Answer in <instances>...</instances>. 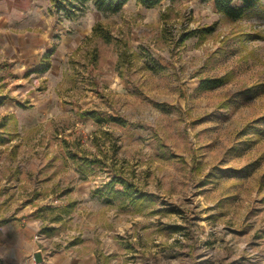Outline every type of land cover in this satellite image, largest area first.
<instances>
[{"label":"rangeland","instance_id":"1","mask_svg":"<svg viewBox=\"0 0 264 264\" xmlns=\"http://www.w3.org/2000/svg\"><path fill=\"white\" fill-rule=\"evenodd\" d=\"M5 4L31 18L5 21ZM0 13V33L6 23L50 60L14 68L0 52V105L55 97L40 142L6 147L19 155L8 175H87L98 188L117 177L115 191L149 199L92 195L66 218L85 223L97 264H264V7L233 20L213 0L114 13L90 0L66 18L50 0H0ZM213 77L224 83L199 88Z\"/></svg>","mask_w":264,"mask_h":264},{"label":"crops","instance_id":"2","mask_svg":"<svg viewBox=\"0 0 264 264\" xmlns=\"http://www.w3.org/2000/svg\"><path fill=\"white\" fill-rule=\"evenodd\" d=\"M15 11L20 13L17 9L8 13L5 4V21ZM30 18L21 14V20ZM8 27L5 23L0 33L2 55L12 61L13 67L21 62L30 68L42 65L44 54L40 53L39 43L27 42L29 38L18 31L9 34ZM23 36L27 38L21 39ZM24 52L32 56L23 57ZM54 101L50 94L31 93L26 100L12 94L0 105V172L4 173L0 175V255L7 264H97L98 253L85 249L91 244L84 232L85 223H70L66 218L70 219L74 209L82 201L89 202L92 195L106 205L99 194L113 198L117 192L112 185L105 183L98 188L87 175H27L25 179L24 175H8L9 163L15 165L19 155L14 151L9 160L6 147L10 149L18 144L25 133L39 143L40 132L54 123ZM43 143L46 146L49 139ZM64 229L66 233L61 232ZM91 237L92 242H98Z\"/></svg>","mask_w":264,"mask_h":264},{"label":"trees","instance_id":"3","mask_svg":"<svg viewBox=\"0 0 264 264\" xmlns=\"http://www.w3.org/2000/svg\"><path fill=\"white\" fill-rule=\"evenodd\" d=\"M52 3L53 12L59 14L60 17L73 18L77 16L80 12H82L87 7V2L90 0H50ZM94 7L98 10L107 11V12H118L120 11L124 5L130 0H91ZM138 3L146 6V7H154L158 5L162 0H136ZM173 1V0H171ZM216 7L219 11L224 13L227 17L235 20L244 16L248 10L256 7H264V3H261V0H242V4L234 5L232 3L233 0H213ZM95 29L97 32L103 36L105 40L109 39L108 35L102 31L100 25H96ZM51 52V51H50ZM50 65L49 59H44L42 65V71L46 70ZM224 83V79L222 77H213L209 79H204L199 88L202 89H211L216 88ZM96 160L94 159L93 162ZM91 161H88L86 167H84V171L86 168L90 167ZM118 178L115 177L108 184L113 185ZM124 188L122 192L116 191L114 196H123L130 200L131 204L137 208H139V203H145L149 200L146 196L135 195L131 196L129 189Z\"/></svg>","mask_w":264,"mask_h":264},{"label":"built area","instance_id":"4","mask_svg":"<svg viewBox=\"0 0 264 264\" xmlns=\"http://www.w3.org/2000/svg\"><path fill=\"white\" fill-rule=\"evenodd\" d=\"M0 264H7L3 262L1 255H0Z\"/></svg>","mask_w":264,"mask_h":264}]
</instances>
